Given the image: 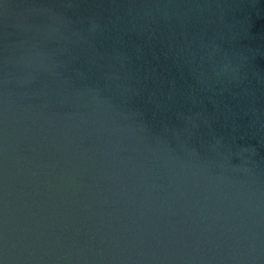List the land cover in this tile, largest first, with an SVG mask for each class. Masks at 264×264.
Here are the masks:
<instances>
[{"label":"water","instance_id":"1","mask_svg":"<svg viewBox=\"0 0 264 264\" xmlns=\"http://www.w3.org/2000/svg\"><path fill=\"white\" fill-rule=\"evenodd\" d=\"M0 264H264V0H0Z\"/></svg>","mask_w":264,"mask_h":264}]
</instances>
